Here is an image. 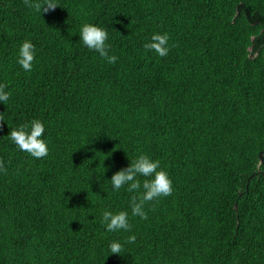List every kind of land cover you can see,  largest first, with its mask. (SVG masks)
Returning a JSON list of instances; mask_svg holds the SVG:
<instances>
[{
  "label": "trees",
  "instance_id": "1",
  "mask_svg": "<svg viewBox=\"0 0 264 264\" xmlns=\"http://www.w3.org/2000/svg\"><path fill=\"white\" fill-rule=\"evenodd\" d=\"M56 2L0 0V264H264V0ZM84 23L108 31L114 64L83 45ZM156 32L167 56L144 49ZM33 119L42 159L8 135ZM140 154L173 186L147 219L110 181ZM105 210L131 229L108 232Z\"/></svg>",
  "mask_w": 264,
  "mask_h": 264
},
{
  "label": "clouds",
  "instance_id": "2",
  "mask_svg": "<svg viewBox=\"0 0 264 264\" xmlns=\"http://www.w3.org/2000/svg\"><path fill=\"white\" fill-rule=\"evenodd\" d=\"M24 4L39 14L55 10L57 6H60L56 0H24ZM79 35L84 46L97 52L109 64H114L117 61L118 57L109 55L111 50L108 43L109 33L105 28L94 23H84ZM169 39L167 33L156 32L144 44V49L154 51L161 57L167 56L170 50ZM35 58V45L30 40H24L18 49L17 63L26 72H31ZM6 88V84L0 83V101L2 102L8 101L10 97ZM0 121H3L2 116H0ZM44 131L43 122L33 119L30 124H21L12 128L8 135L21 151L27 152L36 159H42L48 155L47 142L42 138ZM0 171H7L2 160H0ZM139 177L145 179L141 181ZM110 181L114 191L127 186L126 190L132 193L129 200L131 215L139 216L142 219H147L145 211L147 204L161 197L169 196L173 191L172 180L167 171L160 167L158 160H154L146 154L138 155L131 160L126 168L116 171ZM101 223L105 225L108 232L129 231L132 227L129 223V213L124 210L103 211ZM135 240V235H130L126 242L134 243ZM109 249L111 254H121L123 245L119 241H112L109 244Z\"/></svg>",
  "mask_w": 264,
  "mask_h": 264
}]
</instances>
